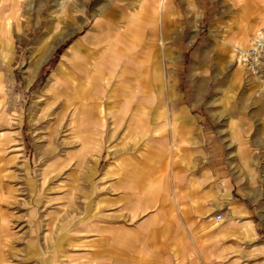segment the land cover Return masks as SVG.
Returning <instances> with one entry per match:
<instances>
[{
	"label": "rangeland",
	"instance_id": "1",
	"mask_svg": "<svg viewBox=\"0 0 264 264\" xmlns=\"http://www.w3.org/2000/svg\"><path fill=\"white\" fill-rule=\"evenodd\" d=\"M145 1L20 0L12 9L0 0V264H144L151 232L156 247H174L179 234L194 240L207 264H264V77L236 54L264 31V1L248 15L242 0H172L162 22L138 15V32L156 40L136 45L131 89L144 65L164 84L142 110L143 130L137 102L106 99L120 69L95 74L124 41L90 28L100 9L126 28ZM78 2L90 21L81 31V14L67 31L66 7L78 13ZM85 31L94 61L73 64L101 79L105 95L85 76L50 79ZM100 233L119 237L124 257L113 259Z\"/></svg>",
	"mask_w": 264,
	"mask_h": 264
},
{
	"label": "crops",
	"instance_id": "2",
	"mask_svg": "<svg viewBox=\"0 0 264 264\" xmlns=\"http://www.w3.org/2000/svg\"><path fill=\"white\" fill-rule=\"evenodd\" d=\"M3 1H8V0H3ZM11 3V8L13 9L14 7H18L20 4V0H9ZM250 1L257 2L255 4L254 8H251L250 6ZM260 0H242V5L240 6L241 11H245L244 15H248L251 12H258L257 5L259 4ZM264 1V0H261ZM172 0H158V7H156V0H146L143 5L139 6L138 13L134 12L133 10L130 11V18H129V24L125 28L124 26H121L119 23H115V25H108L106 23V17L105 13L103 10L99 11H94L91 14V18L93 20V25L91 29H98L102 30L104 27L109 32V35H116L117 39L122 38L124 41L125 45H121V50L122 53H119V51L116 53H113L110 58V62L106 63L107 59L106 57L102 58L99 60L98 64H94L98 71H95L96 76L98 77V74L101 75V71L103 69H106L107 72L110 75H113L118 68L120 69L121 75L117 77V84H115L112 80L113 77L110 76L108 78V81L105 84V87L107 88L104 89L105 94H106V99L109 100H116L117 103H119L121 100L123 101L124 105H129L132 103V101L137 102V106L140 108L139 109V119H138V125L141 127V129L145 130L147 129V120H144L142 115L144 114L142 110H144V107L146 103L149 101V99L153 98L152 97V92L155 90V88H160L161 85L164 86V84L157 85L153 82H150L149 79V74L150 71L147 69V67L144 65L142 69L138 72V76H141L139 81L137 82V88L136 90L131 89V85L135 81V78L137 76L136 68H135V59L137 58V55H140L141 52H136L135 48L136 45L142 46V51L144 49L147 50V47L153 46L156 40L155 32L151 33H145V32H138L140 29V25L138 24L137 20L138 15L142 16H147L152 19V21H157L159 20L160 22L166 21L167 20V13L171 9L172 6ZM75 3L72 5L74 6ZM70 8L68 5L66 7V18L69 20L68 22V30H73L75 26L76 20H81L80 15L82 14L84 19L83 21H80V30L83 31V25L87 21H90V19L83 14V10L85 11V5L84 3L78 2V13H73L74 12V7ZM263 8V7H261ZM260 8V9H261ZM254 10V11H253ZM262 10V9H261ZM5 13L6 10L0 8V13ZM262 20H264V12H262ZM154 23V22H153ZM80 31V32H81ZM87 31L83 32L82 36L79 38V40L76 42V44L71 47L68 51H66L65 54H63L60 58V61L58 62L56 68H55V73H53L50 77V79H54L57 74H60L61 76L64 77V81H67L70 83L75 82V80L79 79V77H86L87 79V88L89 89L90 87H93V95L96 97L98 94H101L103 92V88L100 90L98 87L101 86L102 80L98 79L97 77H91L89 74L85 75V72L80 71L75 67V64H73L74 59H78L79 62L77 64V67L82 65V66H88L92 65L94 58L90 55V42L87 41ZM157 42H159L157 40ZM166 42H159V48L164 49V45ZM76 50V51H74ZM74 51V52H73ZM91 51V50H90ZM78 53V52H86V55H83L81 57L76 56V58H73L71 53ZM148 53H143V57H146L145 55ZM122 60L121 62L118 60ZM118 61L120 63H118ZM114 62H117L118 65H115ZM145 64V63H142ZM118 66V67H117ZM74 67V73L71 72L70 68ZM67 68V69H66ZM70 69V70H68ZM116 69V70H115ZM67 71L65 74L64 71ZM89 75V76H88ZM100 84V85H99ZM103 84V83H102ZM104 87V88H105ZM133 90V91H132ZM121 91V92H119ZM82 93V91L80 92ZM79 94V93H78ZM81 95V94H80ZM165 95L162 94L161 98H163ZM94 100V99H93ZM93 108H100L98 105H93ZM148 141L147 138L143 139V141ZM149 141H158L157 139L149 140ZM173 156H171L172 159ZM177 205V204H176ZM179 211V208L177 209ZM167 216V213L163 214L162 216ZM103 231V230H102ZM102 239L106 238L107 244L110 247V251L114 252L115 256L112 257L115 260H119V258L124 257V249L121 247L120 248V240L119 237L115 236H102L100 233L99 235ZM152 236L149 239V242L143 247V251L147 252L146 255L141 259V262H144V264H207V261L210 260L208 256H198L197 252L200 250L199 247H197L196 243L194 240H192L191 244H183V235L179 234L178 235V240L175 243L174 247H168L166 245L156 247V239L154 238V232L150 234ZM165 244V242H162ZM131 245L128 246V251L130 252L133 248ZM211 247L210 245L201 247L202 250L209 249ZM197 251V252H196ZM127 253V252H126ZM111 258V257H110ZM111 258V259H112ZM129 259L134 260L135 258L130 256ZM212 264V263H210Z\"/></svg>",
	"mask_w": 264,
	"mask_h": 264
},
{
	"label": "built area",
	"instance_id": "3",
	"mask_svg": "<svg viewBox=\"0 0 264 264\" xmlns=\"http://www.w3.org/2000/svg\"><path fill=\"white\" fill-rule=\"evenodd\" d=\"M238 61L246 73L253 77H264V31H256L246 48L236 49ZM220 217H217L219 220Z\"/></svg>",
	"mask_w": 264,
	"mask_h": 264
},
{
	"label": "bare ground",
	"instance_id": "4",
	"mask_svg": "<svg viewBox=\"0 0 264 264\" xmlns=\"http://www.w3.org/2000/svg\"><path fill=\"white\" fill-rule=\"evenodd\" d=\"M244 36H245V33L242 35V37H241V41H244V39H245ZM243 38H244V39H243ZM250 40H251V39H250ZM250 40H249V42H248V45L250 44ZM248 45H247V46H248ZM255 79H256V80H257V79L262 80L260 77H256Z\"/></svg>",
	"mask_w": 264,
	"mask_h": 264
}]
</instances>
